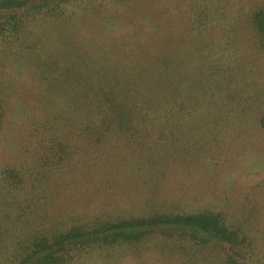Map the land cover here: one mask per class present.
<instances>
[{"label": "trees", "instance_id": "1", "mask_svg": "<svg viewBox=\"0 0 264 264\" xmlns=\"http://www.w3.org/2000/svg\"><path fill=\"white\" fill-rule=\"evenodd\" d=\"M222 27L249 30L253 38L242 42L264 52V8L256 0H0V76L14 63L40 84L33 136L45 166L76 156L83 176L88 163L110 170L123 163L150 175L201 168L218 160L217 129L250 117L239 104L249 91L237 58L246 47L216 33ZM5 95L0 80V130ZM34 173L33 184L42 183L45 173ZM18 176L10 171L11 180ZM152 235L179 264L182 256L186 264H250L253 242L264 237L222 210L158 209L35 227L16 236L0 263L76 264L143 246Z\"/></svg>", "mask_w": 264, "mask_h": 264}, {"label": "rangeland", "instance_id": "2", "mask_svg": "<svg viewBox=\"0 0 264 264\" xmlns=\"http://www.w3.org/2000/svg\"><path fill=\"white\" fill-rule=\"evenodd\" d=\"M256 1L264 8V0ZM222 29L216 33L230 37L228 43L246 47L240 51L244 55L237 58L245 66L248 78L243 87L249 91L239 104L250 108V117L217 129L216 162L201 168L177 167L163 175H150L145 168L142 173H131V165L117 166L113 161L117 167L112 170L88 163L83 176L76 156L71 163L51 158L45 160V166L33 136V112L37 113L44 102L40 84L33 81L29 68L14 63L6 67L0 76L5 81L7 108L0 130V261L17 235H26L38 226L71 227L95 219L147 216L158 209L222 210L240 222L246 220L257 235H264V52H259L253 41L242 42L253 38L249 30L240 35L236 30ZM36 169L45 173L43 184H33ZM11 170L18 172L19 182L9 178ZM161 241L160 235H152L143 246L86 256L76 264H179L177 256L160 252L156 245ZM260 248L264 249V237L253 242L256 258L250 264L259 263ZM259 258H264V253ZM186 261L182 256V264Z\"/></svg>", "mask_w": 264, "mask_h": 264}]
</instances>
